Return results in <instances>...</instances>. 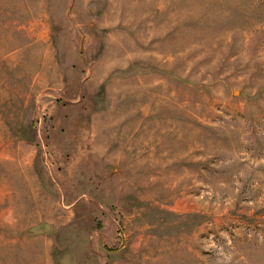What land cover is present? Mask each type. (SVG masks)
<instances>
[{"label": "rangeland", "instance_id": "1", "mask_svg": "<svg viewBox=\"0 0 264 264\" xmlns=\"http://www.w3.org/2000/svg\"><path fill=\"white\" fill-rule=\"evenodd\" d=\"M0 264H264V0H0Z\"/></svg>", "mask_w": 264, "mask_h": 264}]
</instances>
